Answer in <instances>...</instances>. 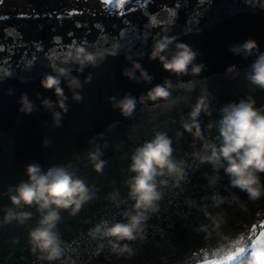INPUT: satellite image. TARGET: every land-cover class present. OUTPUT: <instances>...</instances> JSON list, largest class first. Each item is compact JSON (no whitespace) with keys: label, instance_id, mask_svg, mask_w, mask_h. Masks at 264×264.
I'll list each match as a JSON object with an SVG mask.
<instances>
[{"label":"water","instance_id":"water-1","mask_svg":"<svg viewBox=\"0 0 264 264\" xmlns=\"http://www.w3.org/2000/svg\"><path fill=\"white\" fill-rule=\"evenodd\" d=\"M177 3L181 5L179 9L175 8ZM129 7L126 3L123 9L126 14L121 17L120 9L102 6L100 0H4L0 5V16L5 17L0 20V220L4 209L11 206L9 186L28 179L25 166L32 162L40 163L45 170L53 164H66L99 189L97 199L84 205L77 216L62 211L59 229L65 241V253L62 261L55 264H63L64 260L66 264L73 261L75 264H177L178 261L185 264V257L199 253L191 260V264H197L204 257L201 249L208 241L196 228L207 220L199 206L189 207L185 200L195 198L203 204L202 198H210L215 191L224 195L239 192L226 189L227 176H223L216 188L207 187L205 174L212 172L211 166L199 165L190 155L193 151L190 134L185 133L177 140L175 133L182 130L180 117L190 111L202 91L212 105V115L200 117L202 127L218 119L222 105L249 93L255 95L258 106L264 105V90L245 79V71L255 57L245 59L228 50L230 44L248 37L256 39L264 50V0H152L142 10L131 13L127 11ZM21 14L26 18H21ZM151 15H155L156 21L150 19ZM163 35H175L179 41L198 49L201 55L197 62H204L207 71L199 77L178 79L165 71L159 60L151 61L148 54L154 40ZM73 42L84 43L90 51H101L106 60L98 68L87 67L83 73L77 71L78 65H62L70 67L82 82L89 74L93 79L84 84L81 103L71 99L72 93L62 80L71 107L63 116L62 126L53 128L52 115L43 109L36 93L56 100L54 90H45L40 80L45 73H52L51 60L56 54L62 57ZM140 52L145 55L139 57ZM126 55L139 59L154 76L151 84L135 83L122 75V69L130 66ZM231 64L238 65V76L225 73V67ZM164 77L175 84L171 108L149 101L138 104L131 118H124L109 102L110 96L122 97L129 92L138 97L161 83ZM9 88L14 90L13 95H8ZM24 92L39 109L31 115L18 111V100ZM156 131H165L172 137L174 155L191 165L189 179L177 188H161L164 196L159 202L160 211L147 222L146 239L130 242L136 250L131 259L111 254L106 241H103L104 249L99 250L97 245L102 241L92 239L89 229L102 219L122 220L121 212L132 207L134 201L127 199L128 187L124 184L134 175L128 170L130 156ZM205 135L214 138L218 131L212 129ZM46 136L52 143L44 147L42 140ZM95 145H100L102 159L107 161L102 173H97L88 160V152ZM199 146L197 141L196 147ZM114 189H119L120 198L126 200L120 207L105 198ZM239 194L247 200L245 193ZM223 207L228 211L225 231L250 228L251 235L255 228L258 235L264 219L257 223V213L264 212V198L249 202L247 211L237 205ZM25 210L34 213L27 224H0V264H48L38 260L30 250L29 229L36 225L38 213L35 208Z\"/></svg>","mask_w":264,"mask_h":264},{"label":"clouds","instance_id":"clouds-1","mask_svg":"<svg viewBox=\"0 0 264 264\" xmlns=\"http://www.w3.org/2000/svg\"><path fill=\"white\" fill-rule=\"evenodd\" d=\"M228 50L234 56L241 55L245 59L255 57L245 71V79L255 88L264 90V50L259 42L248 37L242 42L230 44ZM137 55L143 57L145 53L140 52ZM200 55L198 49L179 41L177 36L163 35L154 40L148 58L151 61L159 60L165 71L179 79L185 76L199 77L207 71L204 62H197ZM126 59L130 66L122 69L123 76L135 83H152L154 76L139 59H133L132 55H126ZM57 60L61 63L57 64ZM105 60L106 56L101 51H90L84 43L75 42L67 46L62 57L58 53L51 60L52 73L55 74L45 73L40 85L45 90H54L56 100L42 98L39 92L36 93V98L40 99L43 109L51 113L53 128L62 126L63 116L71 107L67 103L69 96L65 93L62 80L66 81V86L72 93L71 99L81 103L84 84L91 83L93 79L89 74L82 82L78 76L72 74L70 67L62 65H78L77 71L83 73L87 67L98 68ZM225 73H236L238 76L240 70L238 65L231 64L225 67ZM174 88L173 81L164 77L161 83L155 84L138 97L129 92L122 97L112 95L108 99L124 118H131L138 104L145 105L149 101L154 104L163 103L165 107L171 108ZM13 94L14 90L9 88L8 95ZM18 104V111L25 115L39 110L27 92L21 94ZM202 114L212 115V105L204 91L191 105L190 111L180 117L182 130L175 133L176 139L180 140L185 133L192 136L193 151L190 155L199 165L209 164L212 168L210 174H205L207 187L216 188L223 176H227L226 189H238L239 192L230 191L229 195H224L215 191L210 198H202L205 201L203 204H199L195 198L185 200L189 207L199 206L207 220L196 228L197 232L205 234V240L208 241L201 252L209 259L224 260L238 249H243L233 257L232 264H264V243L259 242L258 235H249L250 228L225 231L228 211L223 207L237 205L247 211L249 202L254 203L264 198V105L258 106L255 95L249 93L237 101L222 105L218 119L210 120L204 127L200 120ZM212 129L218 131L214 138L205 135L206 131L210 132ZM99 135L103 136V133ZM197 141L199 148L196 147ZM51 143L47 136L42 140L44 147ZM104 146L107 147L106 141ZM175 151L173 139L165 131H156L150 140L135 148L128 166V170L134 175L124 181L128 187L127 199L134 201V204L130 209L126 208L121 212L122 220L112 222L102 219L89 229L92 239L102 241L97 245L99 250L104 249L103 241H106L109 252L117 257L131 259L136 254L130 242L146 239L147 222L151 215L160 211L159 202L164 196L161 188H177L189 179L188 168L191 165L185 159H178L174 155ZM103 154L100 145H95L88 152L89 163L97 173H102L107 164L102 159ZM25 172L27 180H21L8 188L11 206L4 209L0 224L16 222L25 225L34 216L32 211L25 210L26 207L35 208L38 219L36 225L29 229L30 250L38 260L55 264L62 261L65 253V241L59 229L62 211H67L70 216H77L84 205L97 199L99 189L88 184L66 164H53L45 170L40 163L32 162L25 166ZM240 192L246 194L247 200L241 198ZM105 198L116 203L117 207L126 203L125 199L120 198L119 189H114ZM209 199L211 203L207 202ZM214 208L222 210L214 212ZM262 215V211L257 213V223ZM197 255L199 253L185 257V264H191L192 257ZM197 264H202V261H197Z\"/></svg>","mask_w":264,"mask_h":264},{"label":"snow or ice","instance_id":"snow-or-ice-1","mask_svg":"<svg viewBox=\"0 0 264 264\" xmlns=\"http://www.w3.org/2000/svg\"><path fill=\"white\" fill-rule=\"evenodd\" d=\"M4 0H0V5H3ZM100 3L102 6H113L114 8H118L120 9L119 11V15L122 17L124 16L126 13L123 10L125 4L127 3L128 5H131V7H129L127 9L128 13H131L133 11H136L138 9L142 10L144 6L152 3V0H100ZM181 5L179 3H177L175 5L176 9H179ZM74 13H69V15H73ZM5 17L0 16V20H3ZM21 18H26L25 14H21ZM150 19L152 21H156V17L155 15H151ZM100 27V26H97ZM2 50V49H0ZM260 219H264V217H260ZM252 236L257 235L255 228L252 231ZM259 242L264 243V225H260V229H259ZM243 249H238L236 252H234L232 254V256L227 257L224 260H220V259H209L208 257L204 256L202 261V264H232V259L235 255H238L240 251H242Z\"/></svg>","mask_w":264,"mask_h":264}]
</instances>
